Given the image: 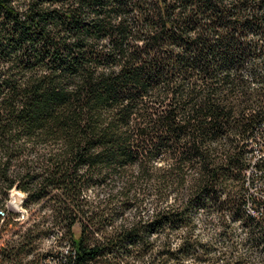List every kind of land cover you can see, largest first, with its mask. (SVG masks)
<instances>
[{"label": "trees", "instance_id": "obj_1", "mask_svg": "<svg viewBox=\"0 0 264 264\" xmlns=\"http://www.w3.org/2000/svg\"><path fill=\"white\" fill-rule=\"evenodd\" d=\"M257 134L264 0H0V264H201L200 225L264 244Z\"/></svg>", "mask_w": 264, "mask_h": 264}, {"label": "built area", "instance_id": "obj_2", "mask_svg": "<svg viewBox=\"0 0 264 264\" xmlns=\"http://www.w3.org/2000/svg\"><path fill=\"white\" fill-rule=\"evenodd\" d=\"M256 140H260V134H257ZM261 149V150H257ZM260 153V154H258ZM264 146H256L254 141L251 144V152L249 153V164L245 171V184L247 187V199L253 195L258 196L261 207H254L249 199L245 208L249 213L259 217L261 213H264ZM230 225L231 229L229 233L240 234L243 232L244 225L242 224ZM215 230V229H213ZM215 233H217L215 231ZM52 237L54 235H51ZM214 240V239H213ZM217 241V240H214ZM219 241H217L218 243ZM223 247L219 248L217 243L216 247L219 248L215 253H221V260L215 262L216 264H264V244H259V241L254 240H240V239H225L221 241ZM70 246L65 243L61 247V250L68 252ZM213 253V254H215ZM49 258L52 261L51 254H47L43 257V260Z\"/></svg>", "mask_w": 264, "mask_h": 264}, {"label": "rangeland", "instance_id": "obj_3", "mask_svg": "<svg viewBox=\"0 0 264 264\" xmlns=\"http://www.w3.org/2000/svg\"><path fill=\"white\" fill-rule=\"evenodd\" d=\"M254 143L256 146H264V140L261 137H260V140H255ZM257 150H261V149H257ZM258 154H260V153H258ZM23 199H24L23 194L17 190H14L10 194L9 204H10L11 209L19 211L21 214V219L25 220V219H27V215H26V211L22 207ZM236 225L237 224H235L234 226H236ZM213 229L214 228L208 227L207 225H200L199 228H197V230L195 232L197 235H202V236L207 237V239H205L204 242H206L208 244V246H209L208 249L210 251V255L208 256L207 261L202 262L201 264H216L215 262H213L214 256L212 254L217 252V250H219V248L215 246L217 241L210 239V237L215 235V231L216 232H218V231L213 230ZM62 230L64 231V229H62ZM74 230H75V233L78 234L80 232L79 226H76ZM8 235H10V233ZM4 236L7 237V234H5ZM174 244H176V243H174ZM55 246H57L55 238H53L52 236H49V237L45 236V238H43L42 240H40L36 243L32 255H30L26 259V262L30 261V260H39L46 250H48L50 248H55ZM175 246L176 245H173V247H175ZM199 252H202V250L199 249ZM195 262L196 261H194L193 259H188L185 261L186 264H195Z\"/></svg>", "mask_w": 264, "mask_h": 264}]
</instances>
